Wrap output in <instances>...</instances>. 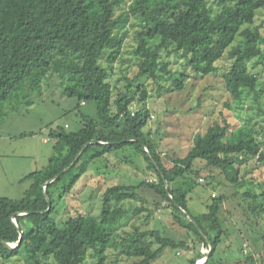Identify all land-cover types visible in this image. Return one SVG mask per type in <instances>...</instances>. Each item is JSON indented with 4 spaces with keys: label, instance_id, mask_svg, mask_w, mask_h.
<instances>
[{
    "label": "trees",
    "instance_id": "1",
    "mask_svg": "<svg viewBox=\"0 0 264 264\" xmlns=\"http://www.w3.org/2000/svg\"><path fill=\"white\" fill-rule=\"evenodd\" d=\"M259 7L264 8V0H217L216 9L212 0H0V107L5 101L26 100L41 92L45 79L56 74L65 84V94L76 98L73 109L83 124L77 131L51 130L54 152L43 168L24 177L32 181L24 196H0V241L16 242L17 226L23 231L17 246L0 243V264L18 260L21 251L26 264H85L88 257L92 264H105L110 248L131 259V264H152L166 246L193 250L190 263L205 256L202 264H207L221 241L218 212L226 195L214 194L205 212L189 218L187 191L171 182L188 173L197 177L201 171L214 179V168L235 185L242 181L239 169L245 161L264 162V142L246 124L233 126L223 118L204 133H196L184 156H166L168 166L144 130L150 118L144 103L146 87L138 81L129 94L133 80L127 78L123 89L113 94L109 70L100 60L109 65L119 58L132 19L138 26L133 47L138 70L133 79L170 78L171 87L181 90L192 76L188 71L193 77L207 76L226 54L232 63L223 73L225 89L240 99L244 91L256 92L258 77L248 62L264 59L260 45L264 38L254 25ZM171 54L184 59L181 70L170 68L166 57ZM133 102L140 107L132 110ZM87 103L93 106L92 113L81 110ZM125 147L143 155L156 180L109 186L102 192L98 216L76 213L59 225L52 213L88 164ZM196 159L202 165H195ZM145 186L160 198L157 205L172 208L174 223L196 236L191 245L156 228L141 230L133 224L125 235L116 231L118 221L131 213L146 210L150 216L151 209L143 205H125L141 198L137 190ZM260 189L243 193L256 200L264 197V188ZM46 195L51 201L48 210ZM245 243L240 248L244 253ZM252 256L246 258L251 262Z\"/></svg>",
    "mask_w": 264,
    "mask_h": 264
},
{
    "label": "rangeland",
    "instance_id": "2",
    "mask_svg": "<svg viewBox=\"0 0 264 264\" xmlns=\"http://www.w3.org/2000/svg\"><path fill=\"white\" fill-rule=\"evenodd\" d=\"M217 8V0H212ZM254 25L264 38V8L255 11ZM138 26L134 20L128 22V33L122 44L119 58L107 64L100 60L109 70V82L114 91L123 89L127 78L133 80L128 91L132 94L139 81L147 89L144 99L150 118L144 130L147 131L161 152L164 162L169 166L170 158L182 157L193 143L196 133H204L215 120L226 119L231 125L246 124L256 134L260 143L264 142V59L254 58L248 62L249 69L258 77L256 92L244 91L240 99H234L225 89L223 73L228 70L232 59L228 55L216 61V71L202 77L190 76L181 90L171 87V79L155 82L149 78L133 79L137 73V58L133 54L134 33ZM264 52V40L261 42ZM173 71L181 70L184 59L175 54L166 57ZM56 74L49 75L42 85L41 92H34L25 99L5 101L0 107V196L19 199L31 184L24 177L43 168L54 152V142L49 132L58 127L67 131H77L83 124L77 111L73 109L76 98L64 92L65 84ZM160 89V91H159ZM30 99V102L27 100ZM140 103L133 102L132 110L138 109ZM84 113H92L93 106L82 105ZM47 138V141H43ZM166 153V155H165ZM167 156V157H166ZM198 159L194 161L195 165ZM147 161L133 147H125L106 154L105 157L92 160L86 172L75 183L70 193L56 206L52 217L61 225L70 215L90 213L98 216L102 202V192L115 184H136L142 180H156L152 169L146 168ZM208 167H205L207 169ZM214 179L204 177V171L196 177L188 173L185 177L175 178L172 186H180L187 191V209L189 215L196 216L206 211L212 196L225 193L226 198L219 209L218 219L222 228L221 241L207 264H264V197L256 200L243 192L259 193L264 188V162L249 159L240 166L241 182L230 185L218 170L212 168ZM256 177L257 179H254ZM149 182V181H148ZM141 198L125 205L144 206L151 209L138 214H129L115 225L118 233L125 235L132 230L133 224L141 230L156 228L163 235L174 240H187L189 245L196 240L193 233L174 223L172 208L157 205L160 200L149 187L137 190ZM256 207H253V206ZM248 208V209H247ZM250 208V209H249ZM245 209V211H244ZM246 242V243H245ZM195 243L196 248H205ZM246 244V253L240 248ZM179 252V253H178ZM253 254L251 262L246 258ZM16 258V257H15ZM194 251L173 246H166L152 264H191ZM203 260V259H202ZM198 259L196 264L202 263ZM248 260V261H246ZM196 261V260H195ZM12 260L7 261L10 264ZM24 254L11 264H26ZM88 257L85 264H92ZM127 259L110 248L105 264H131ZM49 264L52 262L49 261Z\"/></svg>",
    "mask_w": 264,
    "mask_h": 264
},
{
    "label": "water",
    "instance_id": "3",
    "mask_svg": "<svg viewBox=\"0 0 264 264\" xmlns=\"http://www.w3.org/2000/svg\"><path fill=\"white\" fill-rule=\"evenodd\" d=\"M140 145L141 146H143L144 147V143H142V142H140ZM145 149V151L146 152H148L147 151V149L146 148H144ZM148 154H149V156L151 157V154L148 152ZM45 186H46V184H44L43 185V189L45 188ZM46 199H47V202H48V208H47V210L49 209V207H50V205H51V201H50V198L46 195ZM184 213H185V211H183ZM187 216L190 218V215L189 214H187ZM12 220L14 221V216H12ZM15 222V221H14ZM17 230H18V232H19V238H18V240L16 241V242H5V241H0V243L3 245V246H6V247H15V246H17L19 243H20V241H21V239H22V234H23V231L21 230V228L19 227V226H17ZM210 250V249H209ZM207 254H208V252H207ZM207 256V255H206ZM196 264V263H195Z\"/></svg>",
    "mask_w": 264,
    "mask_h": 264
},
{
    "label": "built area",
    "instance_id": "4",
    "mask_svg": "<svg viewBox=\"0 0 264 264\" xmlns=\"http://www.w3.org/2000/svg\"><path fill=\"white\" fill-rule=\"evenodd\" d=\"M205 258H206V257L204 256V257L199 258V259H201V260L203 259V260H202V262H203V261L205 260ZM197 260H198V259H196L195 263L197 262ZM201 264H202V263H201Z\"/></svg>",
    "mask_w": 264,
    "mask_h": 264
},
{
    "label": "crops",
    "instance_id": "5",
    "mask_svg": "<svg viewBox=\"0 0 264 264\" xmlns=\"http://www.w3.org/2000/svg\"><path fill=\"white\" fill-rule=\"evenodd\" d=\"M43 141H47V138H43Z\"/></svg>",
    "mask_w": 264,
    "mask_h": 264
}]
</instances>
